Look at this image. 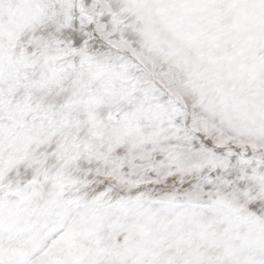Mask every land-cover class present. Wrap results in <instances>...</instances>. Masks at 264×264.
Here are the masks:
<instances>
[{"label":"snow or ice","instance_id":"1","mask_svg":"<svg viewBox=\"0 0 264 264\" xmlns=\"http://www.w3.org/2000/svg\"><path fill=\"white\" fill-rule=\"evenodd\" d=\"M0 264H264V0H0Z\"/></svg>","mask_w":264,"mask_h":264}]
</instances>
